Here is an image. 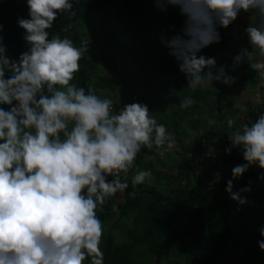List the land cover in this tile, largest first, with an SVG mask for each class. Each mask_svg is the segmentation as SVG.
I'll return each mask as SVG.
<instances>
[{"label": "clouds", "instance_id": "obj_1", "mask_svg": "<svg viewBox=\"0 0 264 264\" xmlns=\"http://www.w3.org/2000/svg\"><path fill=\"white\" fill-rule=\"evenodd\" d=\"M26 2L28 18L18 17L17 24L24 30L27 50L12 59L0 35V105L7 106L0 107V264H104V225L97 209L103 211L109 200L128 189L124 178L138 168L142 148L162 154L176 148V140L147 104H123L116 111L114 103L120 101L73 83L91 40L74 44L67 36L50 38L49 30L61 14L75 17L78 0ZM154 3L161 12L177 8L184 18L179 32L160 39L193 89L237 82L227 66L200 53L221 41L218 26L228 28L241 11L258 14V26H248L245 32L251 48L264 57V0ZM74 31L84 32L78 27ZM243 63L259 73L264 85V62L254 60L245 48L234 57L231 71ZM195 103L189 96L181 107ZM234 124L233 118L227 120L229 128ZM229 140L226 154L239 149L245 163L232 168L225 191L244 206L248 199L242 194L251 192V184L234 191L233 181L253 166L264 170V112ZM151 177V170H139L131 183L141 185ZM257 178L264 180V171ZM112 211L119 214L117 204ZM258 231L262 239L257 244L264 251V226Z\"/></svg>", "mask_w": 264, "mask_h": 264}, {"label": "trees", "instance_id": "obj_2", "mask_svg": "<svg viewBox=\"0 0 264 264\" xmlns=\"http://www.w3.org/2000/svg\"><path fill=\"white\" fill-rule=\"evenodd\" d=\"M73 10L76 12L75 17L70 18L68 13L61 14L49 32L50 38L59 34L62 38L67 36L72 39L74 44L90 38L89 51L79 62L83 68L76 73L74 79L78 87L87 90L93 84L111 91H115L112 86L117 84H121L123 90L137 89L139 86L154 88L148 83L150 67L155 68L157 60L168 55L169 50L166 46L155 44L152 52L143 54L142 50H146L148 39L156 36L159 28L166 23L182 28L184 18L177 8L169 7L166 12H161L156 8L154 0H121L119 4L115 0H78ZM28 12L26 0H0V24L3 25L0 35L3 36V43L12 59H17L27 50L28 45L23 39L24 30L18 26L17 19L28 18ZM259 23V17L255 16L252 23L243 22L244 30L248 26H258ZM69 24L73 27L65 32L64 29ZM76 27L84 32L78 34L74 31ZM108 29L111 31L107 36H100L102 33L99 32ZM220 35L221 41L213 45L225 44L224 34L220 32ZM100 42L106 48L111 45L124 48V44L131 46L137 42V50H125L127 58L135 63L134 69L127 67L125 73L121 74L123 60L118 59L115 54H106V65L100 68L102 60L93 50ZM237 45V49L254 50L248 43L246 32L244 42ZM238 53L239 51L233 53V59ZM211 57L216 59L218 66H227L226 71L230 75L238 77L237 82L231 86L213 82L215 85L223 84L232 92L252 90L258 86L260 75L247 63L237 67L239 71H231L233 60L229 64H220L215 54ZM168 71L171 80L178 76L186 78L174 64L170 65ZM121 76L124 82L120 83ZM161 93L163 102L167 105L164 118H173L171 124H174V130L184 123L192 127L196 124L197 119L190 118L194 105L189 108L181 107V101L191 97L190 93L177 96L174 88L164 89ZM206 93L213 91L207 90ZM197 95L195 93L192 98ZM112 99L114 102L123 100L122 96H112ZM236 126L235 123L233 127ZM178 140L182 143L181 139ZM208 146L223 150L220 173L225 176L232 175L234 166L245 163L239 149H233L230 155L226 154L225 149L230 147L229 132L219 129L206 131L195 146L186 144L175 148L180 166L177 165L179 161L170 157V154L160 157L156 151L141 149L140 153H145L154 160H144V166L150 168L154 181L133 185L131 181L136 172L132 170L124 178L129 187L122 193L121 200L117 199V193L116 198L103 206V211L97 209V215L104 225L100 245L104 253V264H146L156 257H174L177 260L175 264H226L224 255L227 251L234 258L241 251L246 264H264V253L257 244L262 239L258 229L264 226V210H258L261 222L255 226L246 241H241L230 222L233 202L225 191L227 182L213 176L212 166L210 169H202L200 163L193 166L188 164V152H201L208 149ZM260 172L258 167H251L238 179L236 191L249 184L253 186L257 182H263L255 197L257 196V201L264 203V180L257 178ZM208 180L210 183H206ZM133 192L136 193L135 196L130 195ZM113 203L119 208L118 215L112 211ZM114 231L119 233L120 239L115 237ZM84 264H89V261Z\"/></svg>", "mask_w": 264, "mask_h": 264}, {"label": "rangeland", "instance_id": "obj_3", "mask_svg": "<svg viewBox=\"0 0 264 264\" xmlns=\"http://www.w3.org/2000/svg\"><path fill=\"white\" fill-rule=\"evenodd\" d=\"M121 0H115V3L119 4ZM255 16H258L255 10H252L248 13L241 11L238 15L237 20L231 24L228 28H221L218 26V31L224 34L225 36V44L223 46L220 45H210L209 47L202 50L201 55H205L206 57H211V55H216L220 64H229L233 60V53L235 51H239L245 48H238L237 44H242L244 42L245 30L243 27V22L252 23L254 21ZM181 28L172 27L166 23L161 26L158 30V34L150 39H148V44L146 46V50H142L143 54L147 52H152L155 50V45H159L164 47L165 45L161 43V36L171 37L180 31ZM111 30H104L100 34V36L105 37L110 33ZM137 42L132 44H124V48L116 47L115 45H111L106 48L103 47L102 42L96 44L94 47V51H96L102 60L100 62V68L106 65L107 58L106 54H115L118 59L123 60L121 62V74L125 73V69L127 67H131L134 69V61L132 59H128L125 50L130 49L134 50L137 47ZM137 50V49H136ZM169 50V49H167ZM252 51L253 59L264 62V57L259 55L258 50H249ZM139 61V60H136ZM170 61V63H169ZM157 65L155 68H151V72H149L150 77L148 78V83L151 84V87H137V89L123 90L121 84H117L112 86L115 88V91L100 89L97 86L91 84L93 88L96 89L97 94L103 96H107L112 99V96L121 97L123 100L120 103H114V110L118 111L123 107V104H128L132 102H140L147 104L151 115H153L158 123H162L166 125L168 132L175 137L176 140V148L184 147L186 144L196 145L198 139L202 138L206 131L211 130H224L229 132V138L232 136L233 132L237 129H241L244 123L254 122L257 115L261 112H264V85L261 84L260 76H259V84L255 89H249L241 92H232L224 87V85L217 86L213 83V86H209L207 88L197 87L196 89L188 86V82L186 78L182 76H178L175 80H171L169 78L168 68L171 64L178 66L176 60L171 55L163 56L162 58L157 60ZM235 71H239L237 68ZM124 82V79L120 78V83ZM75 83V80L74 82ZM180 85V86H178ZM174 88L177 96H184L186 93H190L191 97L197 93V97L194 98L196 103L194 104L192 113L190 115L191 119H197L196 124L192 127L187 123L178 126L177 130H174V124H171L173 120L172 117H165V110L167 105L163 102V91L164 89ZM207 90L213 91V93H206ZM157 91L159 93L157 94ZM169 94H167L168 96ZM170 96V95H169ZM171 98V96H170ZM117 99V98H116ZM161 99V100H160ZM114 100V99H112ZM236 116V119L235 117ZM229 118H233L236 127L229 128L227 125V120ZM163 119V120H162ZM214 122V123H210ZM181 139L182 143L178 140ZM230 141V140H229ZM179 148V149H180ZM149 150V149H148ZM156 151V154L160 157H163L167 154H170V157L179 161V157L175 153V148L168 151H163L161 154L160 151L155 148L151 149ZM241 153V152H240ZM241 158L243 159L242 153ZM145 161L153 162L154 160L150 158L145 153H138L136 164L138 168H134L135 172L139 170H150V168H146ZM180 166V161L177 163ZM131 170V171H132ZM160 171V170H159ZM264 170H261V172ZM184 174V171L183 173ZM232 179V175L225 176L222 175L220 180H224L225 183ZM148 183H152L154 181V177L152 175L150 180H146ZM238 179L233 181L234 191L237 188ZM206 183H210V180L206 181ZM263 182H257L253 186H251V192L243 193L242 195L246 196L248 199V203L244 206H240L237 202L233 201V214L230 217V222L234 225L236 232L238 233L239 239L241 241H246V238L253 232L255 226L261 222L258 217V210H264V203L257 201L256 191L259 189ZM122 193H119L117 199L121 200ZM115 237L120 239V235L117 231H114ZM264 253V251H262ZM226 264H246L243 253L240 251L237 258H234L227 253L224 255ZM262 257V256H261ZM177 262L176 258L170 257H156L147 261L146 264H175ZM187 264V263H182Z\"/></svg>", "mask_w": 264, "mask_h": 264}, {"label": "built area", "instance_id": "obj_4", "mask_svg": "<svg viewBox=\"0 0 264 264\" xmlns=\"http://www.w3.org/2000/svg\"><path fill=\"white\" fill-rule=\"evenodd\" d=\"M222 155H223V150L213 149L208 146V149L202 150L201 152H193V151L188 152L187 153L188 164L190 166H193L194 164L196 165L200 163L202 169H210L212 166L214 168L213 176L216 177L217 179H220L222 178L223 175L220 173Z\"/></svg>", "mask_w": 264, "mask_h": 264}]
</instances>
